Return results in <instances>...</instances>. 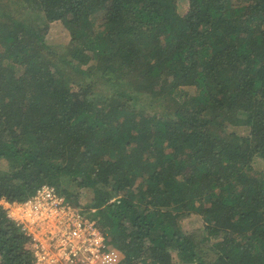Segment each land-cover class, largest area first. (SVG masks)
Wrapping results in <instances>:
<instances>
[{
  "label": "trees",
  "instance_id": "trees-1",
  "mask_svg": "<svg viewBox=\"0 0 264 264\" xmlns=\"http://www.w3.org/2000/svg\"><path fill=\"white\" fill-rule=\"evenodd\" d=\"M29 7L39 19L18 21ZM259 157L264 0H0V200L90 189L118 264H264ZM33 261L0 204V264Z\"/></svg>",
  "mask_w": 264,
  "mask_h": 264
},
{
  "label": "built area",
  "instance_id": "built-area-1",
  "mask_svg": "<svg viewBox=\"0 0 264 264\" xmlns=\"http://www.w3.org/2000/svg\"><path fill=\"white\" fill-rule=\"evenodd\" d=\"M6 216L29 238L34 264H118L119 251L109 245L98 218H88L49 184L24 200H0ZM7 205V207L5 206ZM16 211L17 215L9 216Z\"/></svg>",
  "mask_w": 264,
  "mask_h": 264
},
{
  "label": "rangeland",
  "instance_id": "rangeland-1",
  "mask_svg": "<svg viewBox=\"0 0 264 264\" xmlns=\"http://www.w3.org/2000/svg\"><path fill=\"white\" fill-rule=\"evenodd\" d=\"M15 8V6H13ZM187 8V5L185 3H183V5H181L179 7V10H181V12H185ZM16 13V19L18 21H23L24 23L28 22V23H35L37 21V19H39L38 16V12L33 9L32 7L29 8H22V9H18L17 11H15ZM68 36L66 31L62 28V25L60 22H53L50 25V30L47 34V39L49 41L50 45H54L55 48L58 46H62L64 45V42L67 40ZM60 46V47H61ZM93 63H95L93 61ZM88 63L85 64H81V67L83 66V68L87 65ZM88 81L91 84V89H92V93L96 94L97 96L102 94H108L110 92V88L109 86L100 78L98 77H92V79H88ZM80 84L82 86H86L87 81H85V78L82 77ZM228 86L229 87V81L227 80L223 87ZM225 89H227L225 87ZM138 99H142L141 102L142 103H147L149 104L151 102V99L149 96H145V95H141L138 94L137 95ZM243 132H247V128H243L241 129ZM261 158H257L254 163L253 166L251 168V170L253 171L254 174H257L260 172V170H262L264 168V163L261 162ZM187 174V173H186ZM56 187L58 188V191L62 194H64L65 196L67 195L70 199L71 204L73 205H80L82 208V211L84 212V215L88 218H96L95 215V211L90 208L89 204L91 203V198H92V191L90 189H86V188H81L79 189V196L78 198L76 196H71L72 192L70 191V188L65 189V183L64 182H60L58 184H56ZM66 196V197H67ZM203 220H201V218L196 215V214H191V215H183L179 218L178 220V224H177V229L178 232L180 233V235L186 234L191 232L194 228H199L202 225ZM109 243V242H108ZM109 245H111L109 243Z\"/></svg>",
  "mask_w": 264,
  "mask_h": 264
},
{
  "label": "clouds",
  "instance_id": "clouds-1",
  "mask_svg": "<svg viewBox=\"0 0 264 264\" xmlns=\"http://www.w3.org/2000/svg\"><path fill=\"white\" fill-rule=\"evenodd\" d=\"M5 206L7 207V205H5ZM16 215H17L16 211L9 212L10 217H14ZM33 264H34V261H33Z\"/></svg>",
  "mask_w": 264,
  "mask_h": 264
}]
</instances>
